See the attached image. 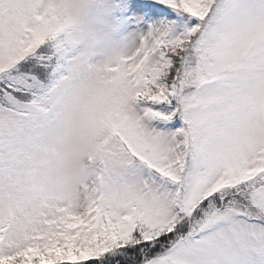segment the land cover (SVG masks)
<instances>
[{
	"label": "snow or ice",
	"instance_id": "obj_1",
	"mask_svg": "<svg viewBox=\"0 0 264 264\" xmlns=\"http://www.w3.org/2000/svg\"><path fill=\"white\" fill-rule=\"evenodd\" d=\"M0 264H264V0H0Z\"/></svg>",
	"mask_w": 264,
	"mask_h": 264
}]
</instances>
